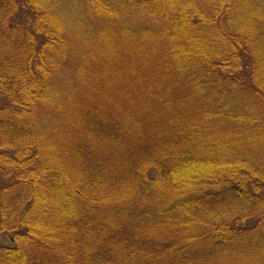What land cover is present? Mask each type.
I'll return each mask as SVG.
<instances>
[{"label": "trees", "instance_id": "1", "mask_svg": "<svg viewBox=\"0 0 264 264\" xmlns=\"http://www.w3.org/2000/svg\"><path fill=\"white\" fill-rule=\"evenodd\" d=\"M0 264H264V0H0Z\"/></svg>", "mask_w": 264, "mask_h": 264}]
</instances>
